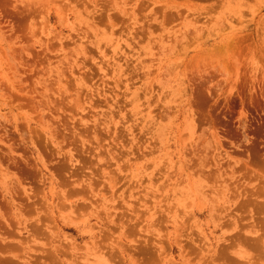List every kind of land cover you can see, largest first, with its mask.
Wrapping results in <instances>:
<instances>
[{
	"label": "rangeland",
	"instance_id": "rangeland-1",
	"mask_svg": "<svg viewBox=\"0 0 264 264\" xmlns=\"http://www.w3.org/2000/svg\"><path fill=\"white\" fill-rule=\"evenodd\" d=\"M0 264H264V0H0Z\"/></svg>",
	"mask_w": 264,
	"mask_h": 264
}]
</instances>
